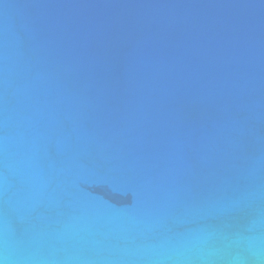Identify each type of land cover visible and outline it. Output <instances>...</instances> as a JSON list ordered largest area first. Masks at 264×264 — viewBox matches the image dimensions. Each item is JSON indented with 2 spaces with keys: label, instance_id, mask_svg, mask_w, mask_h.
<instances>
[{
  "label": "water",
  "instance_id": "1",
  "mask_svg": "<svg viewBox=\"0 0 264 264\" xmlns=\"http://www.w3.org/2000/svg\"><path fill=\"white\" fill-rule=\"evenodd\" d=\"M0 264H264V0H0Z\"/></svg>",
  "mask_w": 264,
  "mask_h": 264
}]
</instances>
